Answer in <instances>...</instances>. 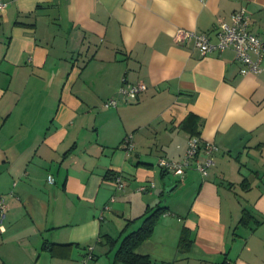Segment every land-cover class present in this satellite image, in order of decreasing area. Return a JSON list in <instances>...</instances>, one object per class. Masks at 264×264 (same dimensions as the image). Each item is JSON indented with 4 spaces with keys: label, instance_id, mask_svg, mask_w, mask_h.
I'll return each mask as SVG.
<instances>
[{
    "label": "crops",
    "instance_id": "crops-1",
    "mask_svg": "<svg viewBox=\"0 0 264 264\" xmlns=\"http://www.w3.org/2000/svg\"><path fill=\"white\" fill-rule=\"evenodd\" d=\"M0 1V264H83L90 246L85 264H126L114 260L123 235L160 206L135 249L154 264H264V71L174 41L179 29L215 41L239 8L264 38V0ZM190 114L217 145L213 164L164 174L159 158L180 159L195 135Z\"/></svg>",
    "mask_w": 264,
    "mask_h": 264
},
{
    "label": "built area",
    "instance_id": "built-area-1",
    "mask_svg": "<svg viewBox=\"0 0 264 264\" xmlns=\"http://www.w3.org/2000/svg\"><path fill=\"white\" fill-rule=\"evenodd\" d=\"M5 4L0 1V10ZM216 40L210 41L205 33H198L192 30H177L174 41L184 43L192 41L196 49L201 54L211 53L215 50L223 51L230 49L234 52V58L241 64L240 73H258L264 71L262 62H264V38L259 37L249 28L248 15L244 8L234 10L230 14V21L219 20L216 23ZM147 89L144 82L124 83L115 97L103 101V107H115L119 100L128 101L130 97L137 96ZM123 147L126 152H130L133 147L132 135H127L123 140ZM217 150V145L213 142L202 140L200 135H190L188 138L187 148L183 156L178 160L161 157L158 164L167 173L183 178L188 169H195L202 176L208 174L209 168L213 164V153ZM201 152L206 157L201 158ZM49 182L53 181L52 175L47 176ZM114 185L117 189L123 190L125 182L120 175L114 176ZM6 203L3 196L0 195V228L6 216ZM92 247L87 250L86 259L92 258ZM84 258L82 263L85 264Z\"/></svg>",
    "mask_w": 264,
    "mask_h": 264
},
{
    "label": "trees",
    "instance_id": "trees-1",
    "mask_svg": "<svg viewBox=\"0 0 264 264\" xmlns=\"http://www.w3.org/2000/svg\"><path fill=\"white\" fill-rule=\"evenodd\" d=\"M198 118L195 115L190 114L184 124L183 127L187 128L191 134H197L196 127H197ZM166 174V171H164ZM166 206L154 207L151 209L150 212L145 214L143 217L142 224L136 228L135 230L125 233L114 253V260L120 261L126 264H154L151 258L148 255H142L135 252L136 247L145 239H147L159 216L166 211ZM246 216L241 218L242 222H246ZM133 221V220H131ZM127 223V227H128ZM185 237V231L180 238V246L182 249H186L188 244ZM190 240H188L189 243Z\"/></svg>",
    "mask_w": 264,
    "mask_h": 264
},
{
    "label": "water",
    "instance_id": "water-1",
    "mask_svg": "<svg viewBox=\"0 0 264 264\" xmlns=\"http://www.w3.org/2000/svg\"><path fill=\"white\" fill-rule=\"evenodd\" d=\"M164 182H165V191H170L171 189H173V185L171 184V179L166 176L165 179H164Z\"/></svg>",
    "mask_w": 264,
    "mask_h": 264
},
{
    "label": "rangeland",
    "instance_id": "rangeland-1",
    "mask_svg": "<svg viewBox=\"0 0 264 264\" xmlns=\"http://www.w3.org/2000/svg\"><path fill=\"white\" fill-rule=\"evenodd\" d=\"M174 195H172L173 197ZM51 263V262H50ZM49 261H46L44 264H50ZM53 264H55L54 262H52ZM65 264H68V263H65Z\"/></svg>",
    "mask_w": 264,
    "mask_h": 264
}]
</instances>
